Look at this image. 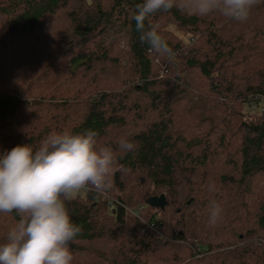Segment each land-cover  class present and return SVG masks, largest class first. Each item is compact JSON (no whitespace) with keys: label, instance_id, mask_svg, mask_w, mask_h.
I'll return each mask as SVG.
<instances>
[{"label":"trees","instance_id":"16d2710c","mask_svg":"<svg viewBox=\"0 0 264 264\" xmlns=\"http://www.w3.org/2000/svg\"><path fill=\"white\" fill-rule=\"evenodd\" d=\"M142 2L0 0V153L88 129L113 148L111 189L65 200L82 229L72 264H264V193L255 208L240 203L264 175V0L243 21L157 12L145 28L159 25L171 54L140 41L132 17ZM180 100L202 132L174 125L176 108L189 113ZM121 138L136 150L123 153ZM161 193L163 209L145 203ZM19 219L0 212V244Z\"/></svg>","mask_w":264,"mask_h":264},{"label":"clouds","instance_id":"9594fccd","mask_svg":"<svg viewBox=\"0 0 264 264\" xmlns=\"http://www.w3.org/2000/svg\"><path fill=\"white\" fill-rule=\"evenodd\" d=\"M261 0H143L133 15L140 41L160 54H171L159 25L145 21L157 12L173 8L207 16L219 13L237 21L246 20ZM98 132L61 131L49 134L38 149L17 145L0 153V212L15 211L20 217L5 243L0 244V264H72L70 243L81 233L73 223L65 200L83 189L104 194L112 187L117 170L113 148L98 145ZM136 144L121 138L119 149L134 152ZM210 220L220 218L221 205L211 202Z\"/></svg>","mask_w":264,"mask_h":264},{"label":"rangeland","instance_id":"374dc122","mask_svg":"<svg viewBox=\"0 0 264 264\" xmlns=\"http://www.w3.org/2000/svg\"><path fill=\"white\" fill-rule=\"evenodd\" d=\"M164 30H166V31L172 33L173 35H175L176 37L180 38L183 42H188L189 39H190V35L188 33H186L185 31L179 29L175 24H172V23L166 24L164 26ZM96 41L100 42L101 41V37L99 36L96 39ZM121 45L122 44L120 43V46ZM193 76H194L193 78H197L196 73H193ZM32 93H34V90L30 89V93L29 94H32ZM178 102L179 103H177V104L179 106H183L182 109H184V111H187V109H188L189 113H184V116H185L184 117V116H182L179 113V111H178L179 108H176L177 109V112L175 111L176 112V116L172 120L173 122L175 121L174 125H176L177 128L181 129L182 131H191V129H194V130H198V131L201 130V132H202L203 128L200 127V123H201L200 117L196 116L197 112L195 111V109L192 110V108H191V106H190V104H189V102L187 100L186 101L180 100ZM176 107H177V105H176ZM242 111L246 112V113H253L254 114L255 112L259 113L260 109L259 108L255 109L253 107H250L249 109H247L246 107H243ZM178 116H180L182 118H180V120H179ZM224 167H225L226 171H229V166L228 165H226ZM208 177H210V176L207 175L206 178H208ZM232 187H233V184H232V186H230V188H232ZM248 190L250 191L249 194H247L245 196H241V202L240 203L243 202V205L242 206L240 205V206H241V210L243 209V211L248 209V208L249 209L255 208L256 204H258L260 193H264V175L263 174H259L253 180H251V184H250V187L248 188ZM82 192H83V190H81L78 193L81 194ZM220 193L223 194V195H226V194H229V191L227 190V187H224V189L221 190ZM230 197H231V195H230ZM189 199H191V197H189ZM131 213L133 214L134 210H132ZM242 213H244V212H242ZM239 232H241V231L239 230ZM188 235H189V233H187V236ZM241 238H242V234L239 235V239H241Z\"/></svg>","mask_w":264,"mask_h":264},{"label":"water","instance_id":"95a60500","mask_svg":"<svg viewBox=\"0 0 264 264\" xmlns=\"http://www.w3.org/2000/svg\"><path fill=\"white\" fill-rule=\"evenodd\" d=\"M190 202V199L187 201V203ZM145 203L149 205L150 207L163 209L167 203L165 196L163 193L159 195H151L146 198Z\"/></svg>","mask_w":264,"mask_h":264},{"label":"built area","instance_id":"2783aa9c","mask_svg":"<svg viewBox=\"0 0 264 264\" xmlns=\"http://www.w3.org/2000/svg\"><path fill=\"white\" fill-rule=\"evenodd\" d=\"M85 189H83V191H84ZM109 204H110V202H109Z\"/></svg>","mask_w":264,"mask_h":264}]
</instances>
